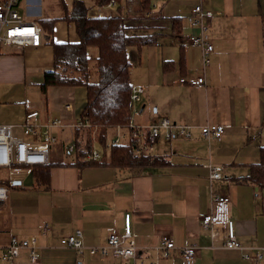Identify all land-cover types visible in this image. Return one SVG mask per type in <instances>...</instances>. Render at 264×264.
<instances>
[{
    "label": "crops",
    "instance_id": "crops-1",
    "mask_svg": "<svg viewBox=\"0 0 264 264\" xmlns=\"http://www.w3.org/2000/svg\"><path fill=\"white\" fill-rule=\"evenodd\" d=\"M83 1L92 5L90 14L95 15L94 0ZM73 2L22 0L18 10L24 19L37 24L41 19L60 18L54 25L55 40L77 42L76 23L62 19L66 7L72 11ZM197 2L154 0L150 14L146 11L139 19L131 0L123 7L132 16L135 31L157 34L155 44L129 49L131 82L144 88L141 100L134 102L133 123L149 126L168 117L173 123L193 126L190 138L160 139L150 148L148 153L168 162L163 166L111 165V148L101 163L84 157V162L79 161L67 146L83 136H78L77 128L69 137L65 131L81 117L87 88L49 86L45 99L41 84L45 72L53 69V46L43 36L38 46L0 44V123L19 126L26 112L38 110L40 122L61 117L67 125L54 131L60 141L51 152L50 162L55 165L49 185H38L34 174L31 185L12 186L8 199L0 201V245H6L12 235L35 237L40 252L34 262L24 248L14 264H182L180 248L188 245L197 246L195 264H253L240 250L224 247L223 229L219 236L211 237L201 225L200 215L210 210L213 193L227 194L240 241L245 246L264 247V188L239 182L249 174L250 165L259 162L264 146V0L204 2L214 11L209 19L214 52L205 68L202 49L185 38L190 31L188 16ZM116 8L117 4L104 8L103 15H117ZM176 16L182 19L179 33L174 32L171 20ZM198 75L206 78L204 85L180 83L182 76ZM65 104L72 107L67 109ZM208 123L226 125L221 139L202 135L201 129ZM99 131L91 137L93 147V140L100 141ZM17 133L21 135L20 127ZM115 134L116 128L109 129L108 138ZM98 150L103 154L102 146ZM209 163L223 167L221 179L209 178ZM126 212L132 215L136 258L91 254L88 247L106 244L110 227L123 229ZM44 222L51 224L47 234L41 231ZM77 229L84 233V253L61 244L63 237ZM162 235L176 241L168 258L161 256Z\"/></svg>",
    "mask_w": 264,
    "mask_h": 264
},
{
    "label": "built area",
    "instance_id": "built-area-1",
    "mask_svg": "<svg viewBox=\"0 0 264 264\" xmlns=\"http://www.w3.org/2000/svg\"><path fill=\"white\" fill-rule=\"evenodd\" d=\"M22 0H0V44H20L38 46L42 42L43 31L39 24L26 20L18 10ZM209 0H198L191 8L188 16L190 31L185 34L186 41L203 51L204 68L211 62L210 55L214 52V44L210 35L209 19L214 16V11L204 5ZM116 4L111 1L104 6H97L95 15L103 16V9ZM146 14H150L149 11ZM180 83L183 85L200 86L206 83L204 76H182ZM144 93L142 86L133 88L134 102L140 101ZM67 109L71 104H65ZM61 118H50L46 122H40V112L38 110L28 111L25 114L24 122L17 126L13 123H0V170L5 175L0 176V201H6L9 197L10 189L15 185V181L23 180L28 175L30 169L47 165L51 161V152L59 141L54 133L55 129L66 127ZM69 126L73 128L91 129L93 133L100 130L98 126H92L82 117L77 118ZM17 127L21 128V135L17 133ZM192 125L173 123L168 117H162L158 122L149 126L137 125L130 122L127 127H116V134L110 140L107 148L113 146L133 144L138 152L148 153L150 148L160 139L170 140L175 136L190 138L192 136ZM226 125L223 123H208L201 129L202 135L211 139H221L224 135ZM98 133V132H96ZM94 139V138H93ZM94 143V140H93ZM69 153L78 155L77 142L68 144ZM85 159L90 161H100L103 154L96 148L88 151ZM209 178L211 180L223 177V167L213 163L208 164ZM201 225L207 229L210 236L215 238L225 231L224 247L228 249H238L242 252L244 259L251 260L253 264H261L264 260V247L245 246L237 235L236 224L230 215V197L224 193L211 195V208L200 215ZM51 229L49 222L41 225L43 234H47ZM83 230L77 229L61 239V244L73 247L79 253H84L86 245L83 239ZM176 247V241L170 235H162L160 241L161 256L168 258L171 250ZM30 251L32 261H38L40 252L37 246V239L19 238L12 235L6 245H0V261L4 264H14L22 249ZM91 254L102 256L112 255L123 259H135L138 253L137 243L133 237L132 215L130 212L124 214V226L120 230L118 227H110L106 244L102 246L88 247ZM182 264H195L197 246L188 245L180 248ZM145 264V263H141ZM150 264H157L152 262Z\"/></svg>",
    "mask_w": 264,
    "mask_h": 264
},
{
    "label": "trees",
    "instance_id": "trees-1",
    "mask_svg": "<svg viewBox=\"0 0 264 264\" xmlns=\"http://www.w3.org/2000/svg\"><path fill=\"white\" fill-rule=\"evenodd\" d=\"M111 1L117 4V15L96 16L90 14L91 6L83 0H74L72 11L66 7V15L62 18L74 21L77 25L79 41L57 42L54 38V25L60 18L41 19L39 24L44 30V39L54 48V65L44 74L41 89L47 99L49 86H85L87 88V102L81 117L92 126L100 128V145L103 159L107 156V137L109 129L127 127L133 119L134 99L133 84L130 70L132 62L129 49L137 46L140 50L144 45L157 42L156 33H139L132 25V16L125 14L122 0H94V6H104ZM154 0H138L133 11L136 19L144 18L146 11L153 7ZM142 14V15H141ZM174 32H181L182 19L180 16L171 18ZM135 31V32H134ZM96 46L98 54H90V47ZM95 60L99 74L97 81L91 80V63ZM264 126V119H263ZM91 129L77 128V134L82 135L77 142L78 159L91 151ZM90 161L91 163H101ZM111 165L122 168L143 169L151 166H163L168 162L163 156L143 151L138 152L133 144L113 146L110 149ZM55 163L41 165L34 168L38 185L48 186L51 168ZM239 182H251L264 188V146L260 149V160L250 165V172L240 177ZM4 182V181H0ZM15 186V185H13Z\"/></svg>",
    "mask_w": 264,
    "mask_h": 264
},
{
    "label": "rangeland",
    "instance_id": "rangeland-1",
    "mask_svg": "<svg viewBox=\"0 0 264 264\" xmlns=\"http://www.w3.org/2000/svg\"><path fill=\"white\" fill-rule=\"evenodd\" d=\"M66 1L68 3H71V0H66ZM86 2L88 3V0ZM131 2L133 3V4L131 3L132 7L134 8V6H135V4H137L138 0H131ZM89 3H91V0L89 1ZM126 4H127L126 0H122V7H125ZM117 9H118V7L115 9V11H117ZM90 54L93 55V56L98 54V49H97L96 46H91L90 47ZM91 70H92L91 80L92 81H97L98 77H99V74H98L95 62L91 63ZM58 118H61V117H58ZM63 122L65 123V121H63ZM67 127L68 128H66L67 130L65 131V134H66V137H69V136H71L69 133H71L70 131H72L73 127H70V126H67ZM92 136H95V133H91L90 137H92ZM109 141H110V138L107 137V142H109ZM94 147L96 149H100L101 148L99 139L94 140ZM109 155H110V150H108V156ZM3 175H5L4 171L0 170V176H3Z\"/></svg>",
    "mask_w": 264,
    "mask_h": 264
},
{
    "label": "water",
    "instance_id": "water-1",
    "mask_svg": "<svg viewBox=\"0 0 264 264\" xmlns=\"http://www.w3.org/2000/svg\"><path fill=\"white\" fill-rule=\"evenodd\" d=\"M33 176H34V172L33 170L30 171L26 177V179L24 181L22 180H17L15 181V185H31L32 184V180H33ZM29 180V181H28Z\"/></svg>",
    "mask_w": 264,
    "mask_h": 264
}]
</instances>
